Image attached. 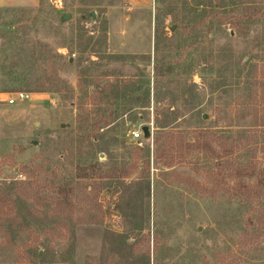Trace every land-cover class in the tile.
I'll return each mask as SVG.
<instances>
[{"label": "rangeland", "instance_id": "1", "mask_svg": "<svg viewBox=\"0 0 264 264\" xmlns=\"http://www.w3.org/2000/svg\"><path fill=\"white\" fill-rule=\"evenodd\" d=\"M12 62L0 264H264V195L228 194L264 172V0L0 6V75ZM97 92L115 114L84 130ZM164 132L183 138L168 164Z\"/></svg>", "mask_w": 264, "mask_h": 264}, {"label": "trees", "instance_id": "2", "mask_svg": "<svg viewBox=\"0 0 264 264\" xmlns=\"http://www.w3.org/2000/svg\"><path fill=\"white\" fill-rule=\"evenodd\" d=\"M43 54V50L40 51ZM34 54V52L32 53ZM19 65L16 62H12L11 65L3 69V72L1 73V79L0 81L3 82L5 85L8 83L4 78L5 76H9L13 74V70L16 69ZM11 77V76H10ZM9 80V79H8ZM17 78H10V82L17 81ZM22 80V79H21ZM42 81H45L44 79H41L37 81L38 84L43 83ZM47 83V82H44ZM53 84V83H52ZM40 89V88H38ZM133 88H131V91ZM98 97H94V105L96 106L94 109L89 108H83L84 113L82 116H80V125L81 128L86 130L87 128H91L92 131L98 129L101 125H107L108 124V117H112L115 114V106L112 109L103 108L101 104L103 101H107L110 99L107 95H103L102 92H97ZM129 94V92L125 93ZM97 98V99H96ZM118 97H113L112 106L117 101ZM86 104V103H85ZM118 114V113H117ZM201 138V136H200ZM146 139V141L150 140ZM166 140V142H163L162 140ZM154 143H158V149L155 151L156 159L161 161L164 164H168L172 161L173 156H170V151L173 146V143L176 141L180 144H183V138L181 136H175L173 134H169L164 132L163 134H160L155 139H153ZM196 145H199L201 143L200 139L197 140ZM167 154V155H166ZM170 156V157H169ZM258 177L256 178V182H248L247 180H239L238 185L234 186V189L228 193L231 196H235L238 198H242L246 201H258L263 197L264 195V172L263 170L259 171Z\"/></svg>", "mask_w": 264, "mask_h": 264}, {"label": "built area", "instance_id": "3", "mask_svg": "<svg viewBox=\"0 0 264 264\" xmlns=\"http://www.w3.org/2000/svg\"><path fill=\"white\" fill-rule=\"evenodd\" d=\"M29 97H30V94L29 93L23 92V91H17L15 93H11V94L7 95V97L5 98V101H7L8 104H13V103H16L18 101H22V100L29 99ZM142 125H144V124L141 123L136 128H134L133 130H131L130 133H131V137L133 139L140 140V139L143 138L142 131L140 129V127Z\"/></svg>", "mask_w": 264, "mask_h": 264}, {"label": "crops", "instance_id": "4", "mask_svg": "<svg viewBox=\"0 0 264 264\" xmlns=\"http://www.w3.org/2000/svg\"><path fill=\"white\" fill-rule=\"evenodd\" d=\"M38 0H0V6L6 5H34ZM130 7H145L148 0H125ZM150 1V0H149Z\"/></svg>", "mask_w": 264, "mask_h": 264}, {"label": "water", "instance_id": "5", "mask_svg": "<svg viewBox=\"0 0 264 264\" xmlns=\"http://www.w3.org/2000/svg\"><path fill=\"white\" fill-rule=\"evenodd\" d=\"M60 13H61V11H60ZM69 16L70 15L68 13L63 14V18L64 19L69 18ZM91 16L94 17V13L93 12H91ZM86 17H87V15H86ZM140 129L142 131L143 139H145V140L149 139L150 136H151V132H150V129H149L148 125L144 124V125H142L140 127Z\"/></svg>", "mask_w": 264, "mask_h": 264}]
</instances>
